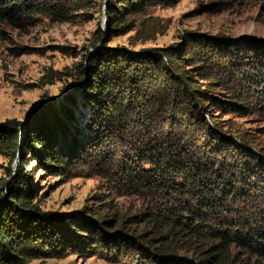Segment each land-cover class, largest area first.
Listing matches in <instances>:
<instances>
[{
	"label": "trees",
	"instance_id": "1",
	"mask_svg": "<svg viewBox=\"0 0 264 264\" xmlns=\"http://www.w3.org/2000/svg\"><path fill=\"white\" fill-rule=\"evenodd\" d=\"M179 1L109 0L110 38L131 28L118 25L128 15ZM84 2L0 0V24L20 28L40 12L52 22L67 21ZM164 57L169 68L155 50L132 57L123 51L114 57L96 53L88 59L87 76L82 63L75 66L76 86L87 80L83 97L97 114L89 118L93 135L84 144L59 141L55 127L62 131V121L49 106L32 111L36 116L26 125L21 146L20 122L0 123V155L10 152L9 166L20 148L6 198L0 189V264H45L70 255L117 257L125 248L133 264H264V210L250 208L245 217L239 215L264 190V182L252 183L256 154L245 138L238 144L203 116H245L262 108L263 70L257 69L264 67V43L188 41L182 53ZM155 73L163 81L152 77ZM196 78L211 80L226 98L213 99L211 106L219 107L215 112L202 107L207 90L193 88ZM70 113L64 108L61 114ZM30 156L39 170L63 180L101 178L105 212L98 208L88 217L43 211L26 170ZM11 174L8 167L5 175Z\"/></svg>",
	"mask_w": 264,
	"mask_h": 264
},
{
	"label": "rangeland",
	"instance_id": "2",
	"mask_svg": "<svg viewBox=\"0 0 264 264\" xmlns=\"http://www.w3.org/2000/svg\"><path fill=\"white\" fill-rule=\"evenodd\" d=\"M108 1L85 0L78 5L79 10L63 22H52L40 12L25 19L20 28L0 24V123L11 119L20 122L17 128L20 146L26 125L36 116H32V111L48 106L57 112V118L62 121V131L55 127L61 143L65 139H74L84 144L92 138L89 118L94 108L83 97L87 80L80 88L76 86L80 82V73L75 66L82 63L87 69V76L88 59L96 53L104 52L114 57L117 52L123 51L132 57L155 50L163 65L169 68L164 53H182L188 41L249 40L264 43V0H180L170 6H149L140 13L125 17L124 22L118 25L126 23L131 28L113 38L109 36L106 19ZM260 69L263 72L259 78L264 85V67L257 70ZM157 76L163 81L158 73L152 75ZM196 79V82L192 81L193 88L200 92L207 90L202 98V107L209 112L213 108L215 112L219 107L211 106L215 102L213 99L224 101L226 98L222 97L219 89L209 84L211 80ZM241 79L244 80L245 75ZM244 83L250 86L251 82ZM70 96L73 101L68 99ZM251 97L256 98L257 93ZM193 104L199 107L198 103ZM34 105L36 107L29 113ZM262 105L260 110L245 116L224 112L219 115L214 113L213 117L203 114L207 124L219 134H231L238 144H242L241 137L249 141L252 146L249 148L256 154L257 167L250 171L255 187L264 182V96ZM64 108L71 112L67 118L61 114ZM94 115L97 117V114ZM46 119L53 120L49 115ZM211 123H217L218 128ZM9 158L10 152L0 155L2 198L7 197L8 185L17 172L20 148L11 166ZM8 167L12 172L9 178L5 175ZM38 167L30 156L26 170L31 172V183L40 195L43 211L57 216L89 217V211L105 209L102 203L108 202L104 200L106 192L101 186L104 183L101 178L73 177L63 180V177L51 175ZM259 194L260 197L251 200L249 207H242L240 216L245 217L250 208L264 210V190H259ZM124 201L118 200V203ZM129 254L132 253L125 248L117 257L83 259L70 255L62 259H47L45 264H133L134 257L130 258ZM39 262L30 261V264ZM136 264L146 263L139 260Z\"/></svg>",
	"mask_w": 264,
	"mask_h": 264
},
{
	"label": "water",
	"instance_id": "3",
	"mask_svg": "<svg viewBox=\"0 0 264 264\" xmlns=\"http://www.w3.org/2000/svg\"><path fill=\"white\" fill-rule=\"evenodd\" d=\"M34 107H36V105H34V106L31 108V110L29 111V113L33 110ZM14 173H15V172H14Z\"/></svg>",
	"mask_w": 264,
	"mask_h": 264
}]
</instances>
